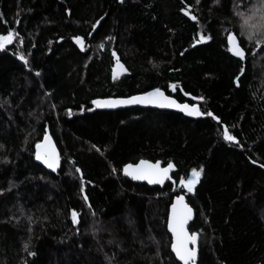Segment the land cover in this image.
Returning a JSON list of instances; mask_svg holds the SVG:
<instances>
[{"label":"trees","instance_id":"trees-1","mask_svg":"<svg viewBox=\"0 0 264 264\" xmlns=\"http://www.w3.org/2000/svg\"><path fill=\"white\" fill-rule=\"evenodd\" d=\"M258 28V0H0V36L13 33L0 49V264H180L166 229L180 193L196 264H264V44L246 38ZM117 60L126 72L111 79ZM171 85L204 115L92 105ZM46 130L52 171L35 158ZM140 158L173 162L175 184L125 177Z\"/></svg>","mask_w":264,"mask_h":264},{"label":"snow or ice","instance_id":"snow-or-ice-1","mask_svg":"<svg viewBox=\"0 0 264 264\" xmlns=\"http://www.w3.org/2000/svg\"><path fill=\"white\" fill-rule=\"evenodd\" d=\"M196 17L193 16L192 19ZM251 19V17L249 18ZM99 23V22H97ZM248 20H245V25H248ZM95 27V25L93 26ZM251 27H255V25H251ZM207 38L201 36L200 41L203 42ZM232 39V37H230ZM13 40V33L10 31L7 36H0V49H3L5 45L12 43ZM76 43L83 47V40L79 37L76 38ZM230 51L233 52L234 55L237 57H243V51L239 47L238 44H233L230 48ZM24 59L23 56L20 57ZM117 64L119 65V61L117 60ZM122 67V66H120ZM175 89V86H173ZM93 103L97 107H116L117 104H129V103H158L160 107H180V105L175 104V101L170 100L168 97H165L164 94L159 90L156 89L154 92L148 93L142 97H133L129 100H120V101H93ZM71 114V113H70ZM189 115H199V111L193 109L192 111L188 112ZM211 115V113H208ZM224 138L226 140H234V137L229 135L228 130H225ZM45 140L48 141V138L45 137ZM42 145L38 144L37 148L40 149ZM37 159H42L44 163L47 164L49 168H54L57 163V159L55 157L54 150L51 153H37ZM173 168L171 163L168 164L165 168H160L159 164H146L145 162L141 161L139 165L133 167L132 165H128L125 167L124 171L126 174L131 175L133 179H142L147 180L149 183H163L165 179H170L168 176L169 171ZM79 171V169H77ZM200 171L195 169L192 170L191 178L181 180V186L186 188L188 192L193 191L195 184L198 182L200 177ZM177 203L182 206V211L177 214L176 208L177 205H173V217L169 221V228L173 232L174 236L176 237V242L173 243L172 247L176 253V256L184 262V264H189V261H194L195 253L194 250L189 249V243L195 244L196 243V234L189 235L185 230V224L191 218V209L187 207L186 204H183V197H177ZM73 222H77V213H72ZM27 247V246H26Z\"/></svg>","mask_w":264,"mask_h":264},{"label":"water","instance_id":"water-1","mask_svg":"<svg viewBox=\"0 0 264 264\" xmlns=\"http://www.w3.org/2000/svg\"><path fill=\"white\" fill-rule=\"evenodd\" d=\"M187 9H189V7L187 6ZM187 16L192 19L193 15L191 13H188ZM230 37H232V39H230ZM227 42H228V45H229V48L232 47L233 44H238V39L236 37L235 34H230L228 37H227ZM239 47L241 48V46L239 45ZM241 50L243 51V49L241 48ZM232 52V51H231ZM233 53V52H232ZM236 56V55H235ZM240 59H243L244 58V51H243V57H239ZM119 61V65L117 64V61H115V63L113 64V67H112V70H111V79H114L115 77H118V76H121L123 75L125 72H126V67L125 65L120 61ZM122 66V67H120ZM174 85H171L169 86L168 88V91L169 93L167 94L163 89H159V88H152V89H149L147 91H144V92H141V93H136V94H132V95H128V96H109V97H99V98H95L92 100V105L97 108V109H102V110H115V109H118V108H124V107H132V106H139V107H151V108H157V109H161V110H170V111H175V112H178V113H181L182 115L186 116V117H189V118H199L201 116H203L204 114L202 113L201 109H200V106L197 104V103H188V102H179L175 97H174V94H175V89L173 88ZM156 89H159L165 97H168L170 100L172 101H175V104L177 105H180V107H160L158 103H129V104H117L116 107H97L93 101H120V100H129L133 97H142V96H145L147 95L148 93H151V92H154ZM193 109H196L199 111V115H196V114H193V115H189L188 112L189 111H192ZM45 137L48 138V141L45 140ZM40 144L42 145V147L40 149L37 148V145ZM52 150H54V153H55V157L57 159V163H56V166L54 168H49L47 166L46 163H44V161L42 159H37V153L40 152V153H45V152H48V153H51ZM35 158H36V161L38 163H40L46 170H49V171H52L54 169H56L59 165V157H58V151L48 133V131L46 130L45 133L43 134L41 140L35 145ZM141 161L145 162L146 164H159V167L160 168H165L168 166L169 163H171L173 165V168L169 171L168 173V176L170 177V179H165L163 181V183H149L147 180H142V179H133V177L131 175H128L125 173L124 169L126 166L128 165H132L133 167H135L136 165H139L141 163ZM176 167L174 165L173 162H168L167 164H163L161 160H150V159H147V158H140L138 159L136 162H128L126 164H124L122 166V173L125 177H127L128 179H130L132 182H137V183H146L148 186L152 187V186H158V187H162L166 181H170L173 183V185L175 184V181L174 179L171 177V173L173 171H175ZM79 173V176H81V171L79 170L78 171ZM83 197L85 199V201L88 203V200L86 198V196L84 195L83 193ZM177 197H183V204H186L187 207L189 209H191V218L187 221V223L185 224V230L186 232L191 235L192 233H190V231L188 230V224L190 221L193 220L194 218V210L193 208L190 206V204L186 201V198L183 194H176L173 196L172 200H171V203L168 207V213H167V219H166V229H167V232L170 234V237H171V243H170V251L171 253L173 254V256L175 257L176 261L180 264H184L183 261H181L177 256H176V253L175 251L173 250V243L176 242V237L174 236L173 232L170 230L169 228V221L170 219L173 217V205H177V208H176V212L177 214H179L181 211H182V206L179 205L177 203ZM197 237V236H196ZM189 249L191 250H194V253H195V259L194 261H189V264H196V261H197V257H198V238L196 239V243L195 244H192V243H189L188 245Z\"/></svg>","mask_w":264,"mask_h":264},{"label":"clouds","instance_id":"clouds-1","mask_svg":"<svg viewBox=\"0 0 264 264\" xmlns=\"http://www.w3.org/2000/svg\"><path fill=\"white\" fill-rule=\"evenodd\" d=\"M261 6H264V0H258ZM246 38L255 42L257 40L264 44V29L258 28L255 34H246Z\"/></svg>","mask_w":264,"mask_h":264},{"label":"rangeland","instance_id":"rangeland-1","mask_svg":"<svg viewBox=\"0 0 264 264\" xmlns=\"http://www.w3.org/2000/svg\"><path fill=\"white\" fill-rule=\"evenodd\" d=\"M191 173H192V172H191ZM191 173H190V174H189L184 180L190 179V178H191ZM180 187H181V188H184V187L181 186V184H180ZM184 189H186V188H184Z\"/></svg>","mask_w":264,"mask_h":264}]
</instances>
